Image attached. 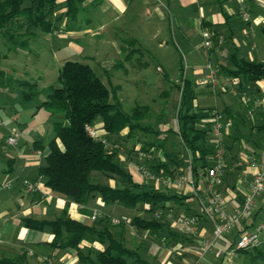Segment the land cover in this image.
Returning <instances> with one entry per match:
<instances>
[{"label":"rangeland","instance_id":"rangeland-1","mask_svg":"<svg viewBox=\"0 0 264 264\" xmlns=\"http://www.w3.org/2000/svg\"><path fill=\"white\" fill-rule=\"evenodd\" d=\"M87 17V14L81 11L76 19L64 18V20L56 24L54 31L51 33L33 29L34 35L30 39V46L23 49L13 48L5 37L0 34V176L3 178L4 176L2 175L10 173L9 171L4 172L10 165L9 156L18 158L17 149L21 145L22 147H32L38 139L51 140L55 136L53 118L45 107H39V105L47 98L46 94L50 87L59 85L58 75L61 66L67 60H74L90 64L107 86L117 91L124 111L130 113L136 106L149 107V110L145 111V117L141 122L149 126L153 131L136 130L132 136H129L128 132L125 131L120 135L109 138L111 143L119 145L114 151L118 152V159L130 171L135 182L141 185H153L166 191V193L183 194L185 186L177 188L172 185L173 183L164 184L158 179H149L146 177L145 170H150L152 174H156V177H159V175H169L172 178L176 175L190 177L187 173L188 169L191 170L192 168L191 154L184 144L181 143L178 132H176L178 129V108L183 77L191 79L197 89L201 87L205 91L220 94L224 93L223 90L228 89L225 87V72L222 70L221 73H218L217 83L207 81L205 77L208 73L205 77L203 76L204 73L201 75L193 73L192 66H195V63H193L195 60L189 57L185 45L172 37V42L163 49H159L155 44L153 46L154 51L149 49L148 52H142L144 57L141 56V53H137L138 55L134 56L135 67L138 68L137 61H148L147 67L139 68V71L130 69L128 74L123 73L124 69L110 67V70L106 73L104 69H109V66L100 58L99 43L96 40L99 39L98 26L95 24L91 25ZM115 24L113 27L114 31L115 28L117 29L119 22L116 24L117 26ZM215 34L214 47L205 46L203 33L196 35L194 42L199 47L200 52H204L207 49L223 57L225 56V50H227L225 38L221 33L218 35L215 32ZM112 40L114 44H117V36H114ZM261 47L264 48V43ZM115 49L113 48L112 51L114 52ZM201 61L203 62V60ZM210 63L218 66V68L220 67L218 62L208 59L198 68L204 69V65L208 66ZM117 87L119 88L117 89ZM199 93L202 92L199 91ZM224 99V97L215 99L212 94H202L199 97L195 108L200 115L198 127L207 130L211 129V123L207 120V117L211 116L214 109L220 111L223 109L220 105L223 104ZM246 120L250 123L247 125V131H249L252 122L248 119ZM96 125L101 127L102 121L97 122ZM236 127L238 129L234 134L238 145L242 144V139L245 140L255 133L248 132L250 134L244 135L237 124ZM15 130L18 131V144L9 145L7 138ZM100 130L104 134L103 130ZM262 135L258 138V141L264 143V134ZM47 145L43 149V154H45V149L48 148ZM242 149L241 147L240 150ZM141 150L149 151L150 157L145 159L139 157ZM177 153L181 154L184 164L182 169L177 168L172 176L160 165L172 164L171 155ZM13 177L15 178L16 174L10 177V182H12L11 178ZM93 177L95 180L105 184L114 186L123 184L118 178H109L97 172H94ZM248 192L246 191V193ZM201 194L206 199L203 191H201ZM99 197L96 196L97 201L94 199L91 204L94 205L93 211L97 209L102 212V215L96 221L91 220L89 223H95L98 227L109 225L128 248L135 249L140 254L145 264H149L151 260L148 259L145 252L146 244L153 243L161 250L166 251L167 249L172 259H177V261H180L178 263L185 264L189 252H191L190 250L200 248L204 239L211 238V236L203 237L198 240L193 232L184 226V221L192 216H198L199 227L200 215L192 213V211L189 213L187 211L180 212L178 204H174L172 201L166 203L164 214L156 217V209L149 210V206L143 203H140L135 208L125 207L122 204L100 205V202L98 203ZM193 197L195 196L193 195ZM261 199L264 200V196L256 198L254 207L260 204ZM191 203V205L195 204V202ZM180 205H183V203H180ZM184 205L188 204L184 203ZM198 205H200L199 201ZM254 207L248 215L252 214ZM122 214L130 217L129 223L121 226L110 223L109 219L111 216ZM135 216L145 219H160L169 228L162 233L144 230L131 223ZM173 222L180 223L181 230H179L180 228H171ZM262 223H264V210L257 218V228ZM177 230L178 233L176 232ZM186 240L187 242H185ZM220 240L218 239L217 242ZM178 244L180 245L178 246ZM93 253L91 255L95 257ZM254 253L253 251L250 254L239 252L238 255L228 260L232 264L264 263V259L255 256ZM38 255L33 252L31 256L35 259L39 257L42 260L49 257L54 264H61L51 253L44 252L42 255ZM211 257H213L212 254L206 255L202 263L204 261L208 262ZM37 262V264H48L46 261L39 262L37 260ZM133 264L143 263L134 262Z\"/></svg>","mask_w":264,"mask_h":264},{"label":"crops","instance_id":"crops-1","mask_svg":"<svg viewBox=\"0 0 264 264\" xmlns=\"http://www.w3.org/2000/svg\"><path fill=\"white\" fill-rule=\"evenodd\" d=\"M82 11L87 14L91 25L98 26L99 39L96 40L99 43L100 58L109 66V69H104L106 73L110 67L124 69V74H128L130 69L139 71V68L147 67L148 61H137L138 68L135 67L134 56L141 53V56L144 57L142 52H148L149 49L154 51L153 46L155 44L159 49H163L172 42V37L182 42L189 57L195 60L193 62L195 66H192L193 73L199 75L204 73L203 76L205 77L209 72V65H204V69L198 67L202 66L208 59L218 62L219 68L212 63L210 65L216 68L218 73H221L222 70L225 72V87L228 89L223 90L224 93L220 94L205 91L201 87L197 89V86L195 89L198 94L197 101L202 94H212L215 99L225 98L223 104L220 105L223 108L221 112L232 121V128L225 139L229 148L227 171L224 175L221 193L230 210L240 206L247 195L246 191H249L253 170L248 168L246 164L240 167L238 162L246 157L258 158L264 146V143L258 141V138L264 134L260 129L264 122V79L257 82H246L242 77L228 75L226 71L236 68V58L264 61V48L261 47L264 43V0H88L84 3ZM244 13H247V19L244 17ZM118 22L119 27L116 25ZM114 24L117 26L115 31L113 29ZM207 29L224 36L227 46L225 56L221 57L207 49L204 52L199 51V47L194 42L195 36L201 35ZM134 32L138 33L135 34ZM114 36H117V44H114L112 40ZM113 48H116L114 52L112 51ZM228 78H238V80L232 83L227 81ZM243 91H247L253 97L263 99V104L253 116L248 115L247 106L242 99ZM215 105L217 106V104ZM225 108L235 114V119L230 117L226 111L224 112ZM207 118L211 123L208 139L213 145L214 135L211 116L209 115ZM246 119L252 122L249 131H247V125L250 123ZM235 123L238 124L239 130L244 135L255 132L245 140L242 139L241 145H238V141L235 139L234 133L238 129ZM49 141L45 140V147ZM241 147L244 150H240ZM17 150L18 158L10 155V165L4 171L10 173L2 175L3 178L0 176V256L14 257L25 249L28 252L29 264H37V260L44 262V259L38 257L36 260L31 256V251L36 252L37 255H42L44 252L51 253L61 264H86L80 263L79 256L74 250L62 251L49 247L47 243L53 238L50 228L44 230L28 228L24 224V219L52 220L59 217L67 209L72 217L89 223L92 220L91 211H93L94 205L90 204L88 206L90 210L86 211L84 206L68 201L64 196L46 187L36 193L26 191L23 185L24 178L40 179L44 186V178L38 175V168L43 164L44 158L49 152V146L45 149V154H43V149L34 145L32 147H22L21 145ZM211 158L214 162V150ZM191 173L192 170L188 169L187 175H191ZM13 174H16V177L11 178L12 182H10L9 179ZM185 187L183 194L178 193L186 197L181 200L183 205L178 203L180 212L187 211L189 213L192 211V213L200 215L197 232H193L198 240L212 236L213 225L211 221L205 215H201L199 200L193 197L194 194L187 185ZM94 199L97 201V198H93L92 201ZM99 202L100 205H105L101 197H99ZM191 202H195L196 205H191ZM184 203L188 205L185 206ZM263 210L264 200L261 199L260 204L254 207L251 215L247 214L236 227L220 237L219 242L216 241V247L232 248L235 246L241 231L259 230L260 226L257 228L256 221ZM180 226V223L173 222L171 228H180L179 230H181ZM176 232L178 233V230ZM263 233L264 231L261 233L262 237H264ZM81 246L86 249V252L89 249L99 250L103 248V245L97 240H85ZM145 247L146 255L148 259H151L149 264H181L178 263L179 260L170 257L171 254L167 249L166 251L161 250L153 243L146 244ZM190 251L187 261L196 260L195 250ZM209 254H212L213 257L208 262L202 263V260L200 264H232L229 260L217 257L214 252ZM91 257L95 258L92 255ZM94 264L99 263L94 262Z\"/></svg>","mask_w":264,"mask_h":264},{"label":"trees","instance_id":"trees-1","mask_svg":"<svg viewBox=\"0 0 264 264\" xmlns=\"http://www.w3.org/2000/svg\"><path fill=\"white\" fill-rule=\"evenodd\" d=\"M86 1L0 0V34L13 48H28L34 35L33 29L53 32L56 24L64 18L76 19ZM235 67L226 73L242 77L246 82L264 79V61L236 58ZM58 81L59 85L51 86L47 98L39 105L49 111L55 131V136L48 144L49 152L38 168V175L44 178V187L64 196L68 201L84 206L86 211L90 210L88 206L96 196H100L107 205L122 204L135 208L143 203L149 206V210L165 208L166 203L171 201L180 204L186 198L177 193H166L153 185L136 183L130 171L118 159V152L108 150L103 142L91 137L87 131L88 124H97L99 121H102L99 128L108 138L125 131H128L129 136L136 130L153 131L141 122L149 107L136 106L130 113L124 111L117 91L108 87L90 64L80 61L67 60L59 69ZM180 89L176 132L191 154L192 173L198 176L213 165L211 156L214 148L208 139L209 130L198 127L200 115L195 110L198 94L194 82L183 77ZM225 111L235 119V114L228 108ZM260 129L264 132V122ZM44 144L45 139L34 142V146L39 149H44ZM171 159L172 164H161L160 167L163 166L173 176L177 168L184 164V159L180 153L171 155ZM94 172L118 178L123 184L112 186L97 181L93 177ZM131 221L139 228L152 232L162 233L169 228L157 218L135 216ZM24 224L37 230L50 228L53 238L47 243L48 246L62 251L74 250L80 263H144L140 254L128 248L109 225L98 227L95 223L74 218L67 209L55 219L25 218ZM85 240H97L103 248L86 252L81 246ZM252 251L255 256L264 259V246L240 252L250 254ZM93 252L95 260L91 257ZM0 264H29L28 252L24 249L14 257L0 256Z\"/></svg>","mask_w":264,"mask_h":264},{"label":"built area","instance_id":"built-area-1","mask_svg":"<svg viewBox=\"0 0 264 264\" xmlns=\"http://www.w3.org/2000/svg\"><path fill=\"white\" fill-rule=\"evenodd\" d=\"M244 17L246 19L248 18L247 13H244ZM203 35L205 38V45L207 47H214L216 34L212 30L207 29L203 32ZM206 79L211 83H217L218 70L209 65V72ZM237 80L238 78L227 79L228 82L230 81L232 83ZM242 99L247 106L249 116H253L263 104L262 98L253 97L247 91H243ZM211 121L212 133L214 135V162L213 165L206 170V172H202L198 176L191 173L189 178L183 175H176L172 178L169 175H159V177H156V174H152L150 170H145L146 177L149 179H158L164 184L173 183L172 185L177 188L187 185L192 190L195 197L199 200L201 213L208 217L213 225L211 238L204 239L203 245L195 250V254L197 256L196 260H189L186 264H200V262L210 252H214L217 257L228 260L238 255L241 250H249L264 246V237L261 235L264 231V223H262L260 225V229L257 231H242L239 234L234 247L229 249L216 247L217 239L230 232L232 228L236 227L237 224L243 220L254 207L256 198L264 195V146L258 158L253 156L246 157L238 162L240 167L246 164L248 168L253 170V178L249 183V192L247 193L243 203L235 209L230 210L226 199L220 191V187L224 183V175L227 171L228 149L225 139L231 131L232 121L218 109H214L212 111ZM86 128L89 135L96 140L103 142L108 150L114 151L115 148H118L119 145L111 143L109 138L100 132V128L96 124H88ZM18 140V131L15 130L7 138V143L9 145H17ZM139 157L142 159L149 158L150 153L149 151L141 150L139 152ZM23 185L26 191L30 193L40 192L44 187L40 179L33 178H24ZM201 191L204 192L206 199L204 196L202 197ZM162 214H164V208H156L155 216L159 217ZM101 215L102 212L95 209L91 215V219L96 220L101 217ZM198 221V216H192L184 221V226L195 233L198 229ZM110 222L113 225H123L130 222V217L125 214L114 215L110 217ZM44 261L48 264H54L49 257L44 258Z\"/></svg>","mask_w":264,"mask_h":264}]
</instances>
